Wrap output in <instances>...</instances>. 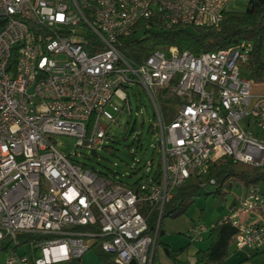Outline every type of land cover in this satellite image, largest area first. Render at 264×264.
I'll return each mask as SVG.
<instances>
[{"label":"built area","instance_id":"built-area-1","mask_svg":"<svg viewBox=\"0 0 264 264\" xmlns=\"http://www.w3.org/2000/svg\"><path fill=\"white\" fill-rule=\"evenodd\" d=\"M229 0H0V242L5 264L80 259L95 243L112 264H152L163 208L185 184L207 178L211 162L229 157L264 168V93L240 67L249 40L193 53L156 46L140 60L126 56L130 37L175 25L214 26ZM165 51L168 54H165ZM140 86L154 108L160 164L124 186L55 147L56 136L95 151L107 139L113 111ZM178 102L165 122L157 94ZM127 112V111H126ZM221 219L235 228L237 250L264 249V191L245 188ZM156 218V220H155ZM151 219L154 223L151 224ZM204 226L187 236L202 240ZM30 235L22 242V236ZM26 245L31 255L16 253ZM39 251L38 256L36 252Z\"/></svg>","mask_w":264,"mask_h":264},{"label":"rangeland","instance_id":"rangeland-1","mask_svg":"<svg viewBox=\"0 0 264 264\" xmlns=\"http://www.w3.org/2000/svg\"><path fill=\"white\" fill-rule=\"evenodd\" d=\"M248 0H229L225 6L227 11H243ZM260 48V57L264 58V35ZM165 54H168L165 51ZM241 75L250 77L248 69L240 67ZM251 92H264V84L254 82L251 85ZM158 106L165 122L175 117L174 107L178 106L175 100L165 98L161 93L157 94ZM116 106L123 107L120 112L113 111L116 121L109 122L102 120L107 125V139L103 147L95 151L74 146V138L70 136H56L53 139L55 147L64 155L84 164L102 174L113 176L124 186H130L135 182L143 181L146 176L152 175L160 164L158 153L159 135L155 130L156 120L154 108L140 86H133L128 89V99H113ZM127 111V112H126ZM252 130L264 139V133H260L254 126ZM193 183V181H190ZM226 183H231L226 186ZM218 185L202 187L199 193L195 194L185 207L176 215H166L161 222L162 233L159 236L155 248V256L152 264H173L166 255L164 247L179 251L178 258L191 260L193 251L205 247L209 240L206 230L202 233L203 241H193L187 233L193 227L204 226L207 231L219 220L229 216L231 206L236 197L240 194V183L238 181H226L221 186V194L213 192ZM253 213V212H251ZM250 213L244 215L246 220ZM6 241L0 242V264H5V258L9 251L3 250ZM236 249L234 244L229 246V255L225 258L224 264H264V249L254 251L249 249L238 250V254H232ZM31 255L25 245L17 247L16 253ZM98 248L90 247L78 260L76 264H104L98 256ZM36 254L39 256L40 252ZM110 262V259H108ZM70 262H58L57 264H69ZM112 264V262L108 263Z\"/></svg>","mask_w":264,"mask_h":264},{"label":"trees","instance_id":"trees-1","mask_svg":"<svg viewBox=\"0 0 264 264\" xmlns=\"http://www.w3.org/2000/svg\"><path fill=\"white\" fill-rule=\"evenodd\" d=\"M262 35H264V0H248L243 11L224 10L222 21L217 27L175 25L165 31L150 32L142 40L132 36L129 38L131 46L124 47L123 51L129 58L140 61L149 50L156 46H176L180 50L188 49L193 53H200L229 47L241 40H249L252 43V51L245 67L254 82H261L264 81V61L260 58ZM208 168L207 178H213L220 184L213 192L216 195L221 194V186L226 181L233 180L238 181L245 188L261 186L264 190V168L238 162L229 157H221L211 162ZM230 185L231 183H226V186ZM201 188L197 183H188L175 190L163 208L155 247L162 233L161 222L164 216L176 215L184 211L190 199L199 193ZM152 223L154 219H151ZM235 231L229 223L217 221L207 233L208 245L194 253V264H221L229 254V246ZM29 237L30 235L22 236L24 238L22 242ZM93 246L98 248V256L104 264L112 262V256L104 253L98 243ZM180 250L175 251L164 247L166 255L173 264H191L188 260L178 258ZM75 260L77 259H72L71 264H74Z\"/></svg>","mask_w":264,"mask_h":264},{"label":"crops","instance_id":"crops-1","mask_svg":"<svg viewBox=\"0 0 264 264\" xmlns=\"http://www.w3.org/2000/svg\"><path fill=\"white\" fill-rule=\"evenodd\" d=\"M261 60L262 61H264V58H262V55H261ZM246 64V63H245ZM245 64L244 65H242V66H244L245 67ZM248 75H249V73H248ZM250 78V77H249ZM251 79V78H250ZM251 81H252V84L254 83V81L251 79ZM257 83H262V84H264V81H261V82H257ZM251 84V85H252ZM253 93V92H252ZM261 93H264V92H261ZM260 92L259 93H253V94H261ZM260 188H261V190H262V187L261 186H259ZM240 189H241V191H240V194H239V196L241 195V192H242V188H241V184H240ZM262 191H264V190H262ZM237 198L238 197H236V199H235V201L233 202V204H232V206L234 205V204H236V202H237ZM231 206V207H232ZM250 215V217H248L246 220H245V222H262V221H264V211H254L253 213H250L249 214ZM243 219H244V216H243ZM206 234L208 233V231L206 230V232H205ZM203 239L202 240H200V241H203L204 239H205V237H204V235H203V237H202ZM199 241V242H200ZM208 245V244H207ZM206 245V246H207ZM26 246V245H25ZM205 246V247H206ZM27 247V246H26ZM205 247H203V248H205ZM28 248V247H27ZM203 248H200V249H203ZM3 250H6L5 249V247L3 248ZM250 250V249H249ZM7 251V250H6ZM197 250H194L193 251V255H194V253L196 252ZM254 251H260V250H254ZM238 250L237 249H233V252H232V254H238ZM23 253H25V251L23 252ZM22 254V253H21ZM26 254V253H25ZM229 255V254H228ZM78 260V259H77ZM64 262H70L69 264H71V260L70 261H64ZM74 262V264H76V262L75 261H73ZM189 262L191 263V264H194V262H195V258H194V256H193V258L191 259V260H189ZM57 264V263H56ZM221 264H224V261L221 263Z\"/></svg>","mask_w":264,"mask_h":264},{"label":"water","instance_id":"water-1","mask_svg":"<svg viewBox=\"0 0 264 264\" xmlns=\"http://www.w3.org/2000/svg\"><path fill=\"white\" fill-rule=\"evenodd\" d=\"M131 264H134V262H132Z\"/></svg>","mask_w":264,"mask_h":264}]
</instances>
